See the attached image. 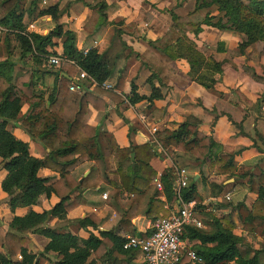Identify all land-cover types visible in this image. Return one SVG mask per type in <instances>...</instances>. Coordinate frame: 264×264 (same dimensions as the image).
I'll list each match as a JSON object with an SVG mask.
<instances>
[{"label": "trees", "instance_id": "16d2710c", "mask_svg": "<svg viewBox=\"0 0 264 264\" xmlns=\"http://www.w3.org/2000/svg\"><path fill=\"white\" fill-rule=\"evenodd\" d=\"M19 1L0 0V25L6 28L2 33L6 49H9V40L14 39L19 49V58L26 52L32 54V68L12 74L15 59H12L9 52L7 57L0 59V158L6 170L0 181V188L8 195L10 209L34 203L41 192L45 195L54 193L58 200L40 212L28 209L22 215H13L6 228L0 223V247L4 249L0 250V264H43L49 252L55 257V264H84L90 253H94L96 257L111 255L115 260L124 258L127 264H146L129 259V249L122 247L125 239L113 229H97L100 220L94 214H87L77 220L82 227L91 226L98 230V235L88 230L85 238L69 231H56L47 224L50 217H64L77 203L76 199L69 196L76 186H80L72 173L73 167L83 160L101 158L95 141L96 127L82 121L88 103L97 109L104 108L105 100L94 95L92 91L105 94L114 100L115 110L122 116V110L129 104L146 100L149 105L154 99L162 98L161 87L168 81L167 63L175 58H184L189 65L190 77L203 86L210 87L216 81L213 74L220 72L219 63L198 50L186 32L195 31L202 23H206L239 32V51L254 41L264 45V0H195L193 8L183 15L170 10V26L157 38L148 40L147 49L137 55L142 65L150 70L147 78L150 93L138 94L135 84L130 82V89L124 98L112 89L99 87L109 76V70L95 48H88L85 52L76 49L74 35L70 30L63 33L65 37L62 41V52L59 54L62 59L58 66L55 69H44V66L39 69L38 66L43 62L45 64L47 55L56 54L55 51L48 52L45 46L52 45V36L62 34L61 25L56 23L44 34L26 31L21 22L23 13L19 9ZM211 4L216 5L222 14L215 21H210L208 15L199 17L198 9ZM103 6L104 2L100 1L99 10ZM58 13L57 4L38 10V14H48L53 19H56ZM117 30L139 35L132 22ZM244 68L256 80L264 82V77L256 74L252 67L244 65ZM78 69L85 71L95 81L91 90L83 87L82 80L76 82L80 90L69 89L72 83L69 76H73ZM61 71L67 75L61 74ZM35 73H38L39 77L46 73L53 75L45 97L43 91L35 89ZM153 78L156 79L157 85L151 82ZM114 87L118 88L117 82ZM227 96L228 92L221 93L216 98L212 111L215 116L224 114L229 117L238 126L239 131L243 132L241 120L247 115V111H239L224 102ZM25 101L29 102L30 110L20 118V124L31 139L37 140L47 148L43 157L32 155L27 141L17 138L6 128L8 122L16 119L20 106ZM154 111L152 117H158L164 108H154ZM233 117L240 118L235 120ZM199 122L195 115L189 114L174 129L156 130L154 135L160 146H173L189 152L198 164L206 162L209 171H232L236 165L233 159L236 150L215 142L209 133L199 130ZM109 142L115 162V169L111 171L117 174L118 182L112 181L106 201L118 213V224L130 235H135V229L129 221L134 213L143 212L151 220L168 213L162 201L155 198L152 182L154 170L149 164L155 152L149 141L121 147L111 138ZM41 166L57 171L58 178L46 183L45 177L36 174ZM103 170L106 177L105 166ZM243 175L247 176V190L256 193V198L250 205L244 201L236 203L239 220L246 230L264 235V169L258 173ZM194 182L191 178L189 183L181 188L180 192L185 200H199ZM212 186L215 187V192H218L221 184L212 183ZM163 188L166 200H174L175 194L168 180L163 182ZM122 189L130 193L126 200L120 198ZM210 223V232L195 225L185 224L180 235L183 237L186 234L188 237L198 238L201 242L215 243L210 247L197 248L196 253L202 257L204 264H259L257 251L250 256L240 255L237 249L239 237L232 232L234 225L228 213H224L220 218L213 217ZM26 231L36 232L48 238L42 249L37 252L28 250L29 237ZM150 231L151 229L142 237Z\"/></svg>", "mask_w": 264, "mask_h": 264}, {"label": "crops", "instance_id": "0c3cea01", "mask_svg": "<svg viewBox=\"0 0 264 264\" xmlns=\"http://www.w3.org/2000/svg\"><path fill=\"white\" fill-rule=\"evenodd\" d=\"M100 1L104 2V6L99 10ZM194 3L195 0H20L19 9L23 13L21 22L26 31L44 34L56 23L61 25L62 34L52 36V45L45 46L48 52L55 51L54 53L61 54L62 41L65 37L63 33L66 30L72 31L77 50L85 52L88 48H95L109 70V76L104 83L110 86L99 84V87L112 89L124 98L130 89V82L135 84L138 94L150 93V85L147 82L150 70L142 65L137 55L147 49L148 40L157 38L170 26V10L183 15L193 8ZM52 4H57L59 10L56 19L48 14H38L39 9ZM198 14L199 17L208 15L210 21H215L222 12L216 5L211 4L199 8ZM129 22L136 26L138 36L117 30ZM2 33L0 59L7 57L8 52L11 54L12 59H15L12 74L31 69L32 54L26 52L19 58V49L12 38L9 40L7 50ZM186 35L193 40L198 50L219 63L220 72L213 74L216 81L210 87H205L190 77L189 65L184 58L172 59L167 63L168 81L161 87L162 98L154 99L149 105L146 100L129 104L122 110V116L116 112L114 100L105 94L92 91L94 95L105 100V105L103 109H97L88 103L82 121L96 127L95 141L101 158L83 160L73 167L72 173L80 186H76L69 196L76 199L77 203L64 217H50L47 224L56 231H69L83 238L88 235V230L98 235L97 229H113L117 235L125 239L130 233L118 224V213L106 201V195L112 188V181L118 182L117 174L111 171L115 169V162L109 139H113L120 147L130 143L140 144L147 140L150 123L155 124L157 130L174 129L187 115L193 114L200 120L199 130L209 133L215 142L236 150L233 156L235 168L224 173L209 171L206 162L198 164L189 152L173 146H157L150 142L155 152L149 160L154 170L152 182L155 198L162 201L168 212L174 208L175 201L166 200L163 182L168 180L171 186L175 170L185 168L188 180L192 178L195 181V190L199 196L198 201L193 198L196 202V217L200 220V225L195 227L210 232L212 218H220L224 213H228L234 225L232 232L239 237L237 249L240 255L250 256L257 251L258 263L264 264V235L254 234L243 228L236 209L238 201L250 205L256 198V193L247 190V176L243 173H258L264 169V82L256 80L244 68V65L250 66L256 74L264 77V45L262 42L254 41L239 51L237 48L241 40L239 32L206 23H202L195 31L186 32ZM43 66L44 69H55L58 65L49 68L43 62L38 68ZM61 74L67 75L64 71H61ZM77 74L78 71L69 76L72 82ZM35 76L37 77L35 89L43 91L45 97L53 75L46 73L39 77L38 73H35ZM80 80L85 83L83 87L87 90H91L95 84L88 78H79ZM116 82L118 88L114 87ZM151 82L157 85L156 79H151ZM224 92H228L224 102L233 105L239 111H247V115L241 120L243 132L239 131L238 126L229 117L224 114L215 116L212 111L216 98ZM158 107L164 108L163 113L158 117H152L154 108ZM29 110V102H23L16 119L8 122L6 128L17 138L27 141L32 155L43 157L47 148L37 140L31 139L20 124V118ZM233 118L238 120L240 117ZM104 166L107 170L106 177L103 173ZM5 173L0 158V181ZM36 174L45 177L46 183L55 181L59 176L57 171L45 166L39 167ZM154 180L160 182L161 189L157 188ZM212 183L221 184L218 192H215ZM102 192H105V197L101 195ZM225 193H229L228 200L223 198ZM129 195L125 189L120 192L122 200H126ZM7 199V193L0 188V223L4 228L13 215H22L28 209L40 212L58 200L54 193L45 195L41 192L34 203L10 209ZM205 203L210 206V210L204 209ZM90 213L100 220L97 229L91 226L82 227L77 222L78 218ZM129 221L135 229V235L142 236L151 229L154 220L143 212H136ZM26 234L29 237L27 248L32 252L42 249L48 240L36 232L26 231ZM214 244L201 242L198 238L185 234L181 237L183 253L178 264H204L202 259L192 262L185 250L193 249L196 252L198 247H210ZM127 249H129L127 256L131 261L143 262L137 248ZM0 250L4 251L2 247ZM47 255L48 258L43 264H55L53 254L49 252ZM84 264H127V261L124 258L115 260L111 255L96 257L94 253H90Z\"/></svg>", "mask_w": 264, "mask_h": 264}, {"label": "built area", "instance_id": "2783aa9c", "mask_svg": "<svg viewBox=\"0 0 264 264\" xmlns=\"http://www.w3.org/2000/svg\"><path fill=\"white\" fill-rule=\"evenodd\" d=\"M6 28L0 25V33L4 32ZM61 56L58 54H49L46 57L45 65L49 68H55L60 60ZM79 78H88L91 82H94L85 71L78 69V74L75 77V82L69 85V89L80 90V86L76 83ZM100 84L109 87L107 83L101 82ZM149 134L146 137V141L159 146L160 144L155 138V131L157 127L155 124L150 123L148 125ZM189 178L185 168L180 167L175 170V176L171 181V188L175 194L176 206L171 208L167 215L160 216L154 219L151 224V231L145 236L139 235H127L122 247L124 248H137L141 255L143 262L146 264H178L181 257V233L185 224L200 225V220L196 217V202L193 198L185 200L181 195V188L188 184ZM157 188L161 189L162 185L158 180H154ZM105 197V192L101 194ZM229 193H225L223 198L229 199ZM210 206L205 203L204 209L210 210ZM185 253L189 256L192 262L200 261V257L193 249H186Z\"/></svg>", "mask_w": 264, "mask_h": 264}, {"label": "water", "instance_id": "95a60500", "mask_svg": "<svg viewBox=\"0 0 264 264\" xmlns=\"http://www.w3.org/2000/svg\"><path fill=\"white\" fill-rule=\"evenodd\" d=\"M73 82H75V79L73 80ZM132 155H133V153L131 152V153H130V157H132Z\"/></svg>", "mask_w": 264, "mask_h": 264}]
</instances>
